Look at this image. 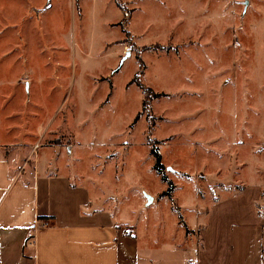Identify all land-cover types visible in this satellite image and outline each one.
Returning <instances> with one entry per match:
<instances>
[{
	"label": "rangeland",
	"instance_id": "1",
	"mask_svg": "<svg viewBox=\"0 0 264 264\" xmlns=\"http://www.w3.org/2000/svg\"><path fill=\"white\" fill-rule=\"evenodd\" d=\"M120 2L0 0V148L56 159L141 242L246 186L264 211V0Z\"/></svg>",
	"mask_w": 264,
	"mask_h": 264
},
{
	"label": "crops",
	"instance_id": "2",
	"mask_svg": "<svg viewBox=\"0 0 264 264\" xmlns=\"http://www.w3.org/2000/svg\"><path fill=\"white\" fill-rule=\"evenodd\" d=\"M29 155L0 148V264H264L259 185L196 206L194 225L180 215L185 230H153L141 242L56 159Z\"/></svg>",
	"mask_w": 264,
	"mask_h": 264
},
{
	"label": "trees",
	"instance_id": "3",
	"mask_svg": "<svg viewBox=\"0 0 264 264\" xmlns=\"http://www.w3.org/2000/svg\"><path fill=\"white\" fill-rule=\"evenodd\" d=\"M121 0H115V2L117 3V6L119 7V8H121L122 9V6H121V2H120ZM161 46H157V48H160ZM137 84L138 85H140V87L142 88V90H143V94H144V99H143V102H142V107H143V109L145 108V106H146V102H147V100H149V98L150 97H157L159 94H155V93H152V91H151V89L149 88V87H145L144 85H142V83H140V82H137ZM136 119H137V117H136ZM151 154L154 156V158H155V163H154V168H155V170L157 171V173L160 175V177H161V179L163 180V181H167V178H166V176H165V174H164V169H165V167H164V165L162 164V162H161V155H160V153H159V150H158V148H157V146L156 145H151ZM169 184V183H168ZM168 189H171V183L169 184V187H168ZM167 189V190H168ZM165 191L164 193H163V195L164 194H166V195H169V193H168V191Z\"/></svg>",
	"mask_w": 264,
	"mask_h": 264
},
{
	"label": "built area",
	"instance_id": "4",
	"mask_svg": "<svg viewBox=\"0 0 264 264\" xmlns=\"http://www.w3.org/2000/svg\"><path fill=\"white\" fill-rule=\"evenodd\" d=\"M45 224H46V222H40V225H45ZM28 244H29V246H33L34 245V242L32 240H30L28 242Z\"/></svg>",
	"mask_w": 264,
	"mask_h": 264
},
{
	"label": "water",
	"instance_id": "5",
	"mask_svg": "<svg viewBox=\"0 0 264 264\" xmlns=\"http://www.w3.org/2000/svg\"><path fill=\"white\" fill-rule=\"evenodd\" d=\"M128 54H129V52H126L125 55L127 56ZM168 168H170V167H168ZM147 197H148L149 200H151V196L147 195Z\"/></svg>",
	"mask_w": 264,
	"mask_h": 264
}]
</instances>
